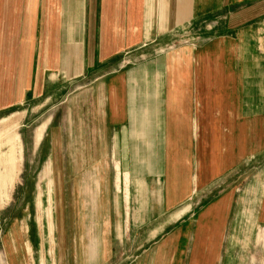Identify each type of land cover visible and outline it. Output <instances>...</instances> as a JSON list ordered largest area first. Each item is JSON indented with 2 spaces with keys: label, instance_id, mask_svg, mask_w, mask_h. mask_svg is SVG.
<instances>
[{
  "label": "crops",
  "instance_id": "crops-1",
  "mask_svg": "<svg viewBox=\"0 0 264 264\" xmlns=\"http://www.w3.org/2000/svg\"><path fill=\"white\" fill-rule=\"evenodd\" d=\"M123 3L0 0V122L31 125L67 264H261L264 0H129L120 49ZM210 20L201 46L126 64Z\"/></svg>",
  "mask_w": 264,
  "mask_h": 264
},
{
  "label": "rangeland",
  "instance_id": "rangeland-1",
  "mask_svg": "<svg viewBox=\"0 0 264 264\" xmlns=\"http://www.w3.org/2000/svg\"><path fill=\"white\" fill-rule=\"evenodd\" d=\"M123 5L108 12L111 21L116 24L115 29H113L114 32L117 36L126 39L120 49L134 41L132 39L134 30V26H132L133 10L129 6V0H124ZM215 24L216 20H210L204 21L197 28L189 27L186 31L177 34L170 42L156 46L149 53L135 54L125 63L135 64L142 60L155 58L156 55L169 53L180 47L197 48L211 39L204 31L213 29L217 26ZM258 37L264 41V24L259 26ZM18 126L21 127L22 136H24L27 126L31 127L21 114L17 115L13 122L9 118L0 122V185L8 173L15 175L11 186L6 189L0 188V264H7V262L8 264H67L64 223L63 221L58 222L60 217L56 216H53L52 222L50 221L51 215L46 209V181L39 179L42 164L34 162L27 151L25 153L22 151V138L18 134ZM15 134H18L21 156L13 157L5 163V159L8 158L6 157L8 149L13 148L14 150ZM8 141L13 142L7 144ZM14 153L17 154V150H14ZM244 169V171L237 172L231 177L228 182L230 186L236 188L239 185L243 186L246 179L247 185H249L253 168L245 167ZM37 184L42 187L39 193L44 200L43 206L40 208L35 206ZM262 249L264 252V247ZM125 258V255L121 256L120 262H128L124 260ZM255 264H260L259 259ZM261 264H264V261Z\"/></svg>",
  "mask_w": 264,
  "mask_h": 264
},
{
  "label": "bare ground",
  "instance_id": "bare-ground-1",
  "mask_svg": "<svg viewBox=\"0 0 264 264\" xmlns=\"http://www.w3.org/2000/svg\"><path fill=\"white\" fill-rule=\"evenodd\" d=\"M13 141H8L7 142V144L9 143H12ZM15 156V153H14V150H13V148H9L8 149V154H7V156L6 157H8V158H6L5 159V163H7V161H9V160H11L13 157ZM15 176V175H14ZM14 176H13V173L12 174H9L8 173V175L6 176V177H4L3 178V180H2V185H0V188L2 187V188H7V187H9V186H11L12 184H13V180H14ZM3 190V189H2Z\"/></svg>",
  "mask_w": 264,
  "mask_h": 264
}]
</instances>
